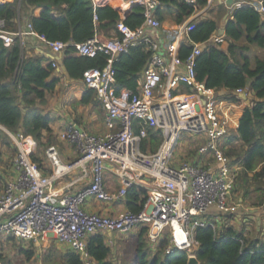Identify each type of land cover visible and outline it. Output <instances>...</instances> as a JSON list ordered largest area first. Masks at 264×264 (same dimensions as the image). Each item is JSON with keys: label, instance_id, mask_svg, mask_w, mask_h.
Segmentation results:
<instances>
[{"label": "built area", "instance_id": "1", "mask_svg": "<svg viewBox=\"0 0 264 264\" xmlns=\"http://www.w3.org/2000/svg\"><path fill=\"white\" fill-rule=\"evenodd\" d=\"M6 0H0V3ZM193 8L196 0H182ZM101 5L102 0H92ZM127 5H142L143 21L132 29L121 20L116 29L120 34L100 38L97 33L84 42L71 45L78 54L94 57L106 55L102 68L83 71L82 81L95 91L96 99L105 112L107 130L101 134L87 132L71 125L59 137L74 149L76 157L62 161L56 145L45 147L44 155L51 169L45 174L30 155L35 142L21 131L12 132L0 124L17 149L12 158L14 176L0 187V240L13 237L39 243L55 239L77 253L81 264H94L87 253L89 236L104 234L107 244H113L112 234H127L137 228H146L150 245L158 244L166 228L169 238L164 253L185 251L195 255L197 227L213 224V218L239 213L243 203L233 196L235 177L240 166L232 164L226 155L228 140L238 127L235 109L240 105L224 97L222 90L206 87L195 76V58L207 42L194 43L185 58H180L179 47L190 42L188 32L194 23L177 25L162 44L154 35L160 27L154 10L157 0H124ZM238 7L248 5L264 13L261 0H241ZM0 19V39L5 46L18 38L21 45L24 33L36 34L30 23L28 30L7 31ZM54 54L62 53L67 43L46 41ZM208 42L224 43L223 34L215 33ZM142 45L150 57L142 68L134 91L126 87L115 90L113 62L130 47ZM54 68L57 65L51 61ZM246 89H236L239 95ZM161 136L155 151H143L142 142L148 131ZM182 134L197 143L196 151L188 160L175 161ZM111 171L117 180L115 192L105 188L103 171ZM77 172L75 182L82 184L72 190H59L57 181L71 172ZM131 187L145 192L138 211L124 209L116 214L88 211L83 205L95 198L104 203L125 198Z\"/></svg>", "mask_w": 264, "mask_h": 264}, {"label": "trees", "instance_id": "2", "mask_svg": "<svg viewBox=\"0 0 264 264\" xmlns=\"http://www.w3.org/2000/svg\"><path fill=\"white\" fill-rule=\"evenodd\" d=\"M110 1V0H106ZM155 17L163 21L171 17L176 25L184 23L193 13V8L182 0H157ZM264 5V0H261ZM119 4V3H118ZM199 9L208 5V0H196ZM33 6L42 7L38 16L29 15ZM53 11H57L56 15ZM142 5L134 4L128 14L121 18L118 10L108 3L94 5L92 0H6L0 3V19L4 20L7 31H16L18 19L28 17L32 30L46 41H61L64 47L63 65L69 76L82 78L83 71L106 63V55L98 52L94 57L80 55L71 43L84 42L93 37L96 31L105 34L116 29L118 21L134 29L143 21ZM224 22L225 48L221 44L208 42L217 32V20L212 17L192 19L194 27L188 32L190 42L179 47L180 58H185L194 43L207 42L206 47L195 58V76L206 87L223 90L224 97L240 104L247 96L235 93L236 89H246L252 93L247 99L238 120L236 134L228 140L226 155L232 164L240 166L236 173L233 192L240 184L242 201L251 192L256 193L257 204L264 203V56L251 55L250 46L264 49V13L248 5L235 8ZM150 57V52L142 45L130 47L126 53L117 56L114 69L115 90L122 87L134 91L137 78ZM55 68L51 61L41 56L24 55L23 45L18 38L5 46L0 39V124L12 132L21 131L31 135L37 148L46 147L52 142L51 120L44 115L37 104L45 102V95L52 91L58 82L53 75ZM95 91L87 88L82 102H93ZM161 136L158 131L149 130L142 142L143 151H155ZM10 140L0 129V145L8 146ZM31 158L39 165L38 155ZM40 166V165H39ZM238 179V181H237ZM238 182V184H237ZM128 210L138 211L145 199V192L137 187L128 189L125 195ZM236 213L213 218L215 227H197L194 239L197 241L195 256L200 264H264V237L254 229H247L246 222L237 229L233 224ZM146 228H140L135 237L134 264H187V253L176 250L164 253V242L157 249L149 247L145 236ZM9 237L6 240H11ZM15 239V238H13ZM86 249L94 264H116L111 259V248L101 233L88 237ZM26 259L33 255L31 248H19ZM58 253L49 249L43 255V264H53ZM61 264H81L77 253L66 249L59 254ZM0 264H13L0 252Z\"/></svg>", "mask_w": 264, "mask_h": 264}, {"label": "crops", "instance_id": "3", "mask_svg": "<svg viewBox=\"0 0 264 264\" xmlns=\"http://www.w3.org/2000/svg\"><path fill=\"white\" fill-rule=\"evenodd\" d=\"M102 1H104L103 4L108 3L113 8L118 10L121 18H124V12L127 10L129 12L132 6V5L131 6L127 5L124 2V0H110V1L102 0ZM237 1L238 2L233 3V5H227L225 3V0H208V5L205 8L198 11L196 14L191 15L188 20L200 19L204 17H212L216 19L218 23V29L215 35H217L219 34L220 29L224 27L223 25L225 19L231 17L230 14H232V11L238 7L239 5L238 3L241 0H237ZM213 4H215L214 5L215 7L217 6V9H219V11L223 12L221 17L218 15L219 14L218 10L214 9L215 7L214 8L212 7ZM211 9L213 11H211ZM41 10L42 7L33 6L31 9H29L28 12L29 15L38 16ZM57 13H58L57 11H53L54 15H56ZM28 22H29L28 17L26 15H22L21 20L18 19L17 30L18 29H21L23 31L27 30L26 25ZM160 23H161L160 27L153 33L155 37L158 39V41L164 44L165 39H167L168 33L170 34L177 25L175 24V22L171 17H166L163 21H160ZM96 33L97 36H99L100 38H110L114 34L112 31H108L107 34H105L102 30H98L96 31ZM22 41H23L22 45H23L24 55L41 56L46 59V62L48 61L50 62L54 60L57 65V68H55L53 75L58 77V82L55 85L54 89L45 95V102L43 104H37V105L42 111V113L44 115H47L51 120V129H52L51 134L53 136L52 139L54 141V145H56L58 149L61 160L62 161L72 160L73 158L76 157V153L73 147L67 141L60 139L59 135L62 132V130L67 129L71 125H76L90 133H95V134L104 133L107 130V126L105 123V112L96 98L94 99L93 102L92 101L88 103L82 102V97L84 92L87 90V87L84 85L82 78H73L69 76L62 62L63 60L62 53H56V54L52 53L49 47L46 45L44 39L41 36H38L37 34L24 33L22 37ZM220 47L225 48L226 47L225 42L222 43ZM222 92L224 91L222 90ZM244 96H247V98H244V100L241 103H244L246 105L248 103L247 99H250L252 97V93L250 92L248 94H245ZM242 112H240V110L238 111V113L236 112V115H239L238 119L242 114ZM19 130L21 131V129ZM236 132H234L233 134H236ZM34 142H35V148L31 155L36 154L37 145L35 140ZM51 144L53 143L51 142ZM2 147L5 146L2 145ZM38 151H41L40 148ZM40 155L42 156L40 157L38 154V157L40 159L39 162L40 168L45 174H48L50 172L51 167L48 164V161L45 158L44 153ZM11 164H12V159L9 164V171H10L9 173H11V175L9 176V178L5 179L4 182L0 181V187L3 184H5L8 180L12 179L14 176V171L12 169ZM77 172L78 171L71 172L70 174H67L62 178H60L55 184L56 187L59 190L62 189L66 190L67 188L65 186L73 182V184L70 185L69 188H71L72 190L78 188L82 184V182L78 180L75 182V179L78 178ZM113 176L115 175L113 174ZM107 179L108 180L104 179L105 188L110 192H115L118 187L117 180L111 182L109 181L110 179L108 177ZM237 199H239L243 203L244 209L239 213L235 214L233 222L235 221L237 223L236 225L239 226L240 223L245 221L246 228L249 227V229L251 228L254 229L256 232H258V235L260 236L264 235V205H261L263 207L248 206L244 203V201L241 200V197H238ZM83 207L88 211L100 212L102 214H116L119 211L127 209L125 206L124 198L114 199L112 202L108 204L104 203L99 199L91 198L85 201ZM138 230L139 228L134 229L132 231L134 233L130 232L127 234H116V235L112 234L111 236L114 238L118 236L120 237L123 236L124 239L130 234L132 235L135 234ZM27 242L32 243V241H27ZM66 249L69 248L66 247Z\"/></svg>", "mask_w": 264, "mask_h": 264}, {"label": "rangeland", "instance_id": "4", "mask_svg": "<svg viewBox=\"0 0 264 264\" xmlns=\"http://www.w3.org/2000/svg\"><path fill=\"white\" fill-rule=\"evenodd\" d=\"M215 4L212 5V7L214 8ZM211 7V6H210ZM216 10H218L219 12V16L221 17L223 12L219 11V9H217V6L214 8ZM211 11H213L211 9ZM219 17V18H220ZM251 55H260V56H264V49H260L256 46L251 45L250 46V51ZM245 107L244 103L240 104V107L236 108L235 111L238 113V111L240 110V112L243 111ZM239 115H237L238 117ZM53 137V136H52ZM10 140V139H9ZM12 141H10L8 146L2 147V145H0V181L4 182L5 179L9 178V176L11 175V173H9V164L11 159L15 156L16 154V148H14V146L11 144ZM52 143L54 145V141L52 140ZM196 147H197V143L193 141V139L191 138V136L187 135V134H182L179 143H178V147L176 150V155H175V161L177 162H181L183 160H188L190 158L191 155H193V153H195L196 151ZM39 148H36V154L41 157L44 153L45 147H40L41 151H38ZM40 152V153H39ZM104 174V179L108 180L107 177L110 179L109 181L114 182L116 181V177L113 176V173L111 171L108 170H104L103 171ZM238 181V179H237ZM238 184V182H237ZM242 193L240 184L236 185V190L235 192H233V196L235 198L239 197L240 194ZM244 203L248 206H261L264 205L263 204H257V200H256V193L255 192H251L247 197H245L244 199ZM112 202V201H110ZM110 202H107L110 203ZM263 207V206H261ZM260 207V209H261ZM233 224L237 229L239 228L236 224V222L234 221ZM252 227V226H251ZM249 229V227L247 228ZM252 229V228H251ZM250 229V230H251ZM133 231V230H132ZM131 231V232H132ZM130 233V232H129ZM134 233V232H132ZM137 233V232H136ZM116 235V234H114ZM132 234H130L129 236H127L126 238L123 239V236H118L116 238H114V243L110 246L112 254H111V259L112 261H114V263L116 264H134V256H135V237L131 236ZM264 237V235H262V238ZM123 240H121V239ZM169 238V228H166L161 241H163L164 243L168 241ZM158 244L155 245H150L149 247L156 250L157 249ZM24 247V248H31L34 252L33 255L30 259H26L24 254L21 253L19 251V248ZM53 247L56 249V252L58 253V255L56 256V258H54V262L53 264H61V260L59 257V254L62 253V251H65L64 249H66V246L60 244V242L56 241L55 239H47V240H42L39 243L36 242H27V241H22V240H18V239H11V240H5L2 239L0 240V252L5 255L13 264H43L42 260H43V255L45 253H47V251L49 249H53Z\"/></svg>", "mask_w": 264, "mask_h": 264}, {"label": "water", "instance_id": "5", "mask_svg": "<svg viewBox=\"0 0 264 264\" xmlns=\"http://www.w3.org/2000/svg\"><path fill=\"white\" fill-rule=\"evenodd\" d=\"M235 2L237 3L238 1L237 0H233V1L232 0H225V3L227 5H233V3H235ZM127 13H128V10L124 12V17L127 15ZM223 33H224V30L222 28V29H220L219 34H223ZM187 264H200V262L195 255H191L187 259Z\"/></svg>", "mask_w": 264, "mask_h": 264}, {"label": "bare ground", "instance_id": "6", "mask_svg": "<svg viewBox=\"0 0 264 264\" xmlns=\"http://www.w3.org/2000/svg\"><path fill=\"white\" fill-rule=\"evenodd\" d=\"M122 2V1H121Z\"/></svg>", "mask_w": 264, "mask_h": 264}]
</instances>
